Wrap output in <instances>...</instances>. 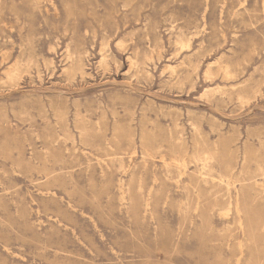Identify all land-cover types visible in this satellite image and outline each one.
<instances>
[{"label": "rangeland", "instance_id": "obj_1", "mask_svg": "<svg viewBox=\"0 0 264 264\" xmlns=\"http://www.w3.org/2000/svg\"><path fill=\"white\" fill-rule=\"evenodd\" d=\"M0 264H264V0H0Z\"/></svg>", "mask_w": 264, "mask_h": 264}, {"label": "bare ground", "instance_id": "obj_2", "mask_svg": "<svg viewBox=\"0 0 264 264\" xmlns=\"http://www.w3.org/2000/svg\"><path fill=\"white\" fill-rule=\"evenodd\" d=\"M122 43V42H121ZM149 76V75H148ZM131 86V85H130ZM141 121V120H140ZM183 133V132H182ZM184 165H185V167H186V160H183L182 162H180V164L178 165V168H180V167H184ZM204 167H207V165L206 164H204ZM186 170V169H185ZM236 174V173H235ZM233 175H234V173H233ZM229 179V178H228ZM205 183H207L206 182V179L205 178H203L202 179ZM230 183V182H229ZM231 184V183H230ZM200 197H202V194H200V193H198L197 194V198H198V200H197V202L195 203V208H196V210H201V208H200V206L202 205V201L199 199ZM148 203V202H147ZM214 204L213 205H211V207H203L202 209H206L207 210V212H209L210 213V211H214V208L218 205V202L217 201H215V202H213ZM231 205V204H230ZM231 208V207H230ZM229 208V209H230ZM205 211V210H204ZM240 211H241V209H240V207H239V203L237 202L236 203V212H237V214L240 216ZM223 212H226V211H222V213ZM228 212V211H227ZM230 212V211H229ZM223 215V214H222ZM226 215V214H225ZM208 216H209V214H208ZM229 216V215H228ZM240 223H242V221H239ZM239 223V226L241 225ZM241 227H243L242 225H241ZM238 233V232H237ZM240 233V232H239ZM241 236V235H240ZM239 235H238V237H240ZM241 246V245H240ZM244 246V245H243ZM241 248H242V246H241ZM244 249V248H243Z\"/></svg>", "mask_w": 264, "mask_h": 264}]
</instances>
